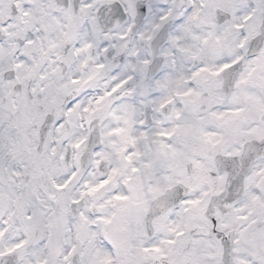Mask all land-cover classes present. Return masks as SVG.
<instances>
[{
	"label": "snow or ice",
	"instance_id": "obj_1",
	"mask_svg": "<svg viewBox=\"0 0 264 264\" xmlns=\"http://www.w3.org/2000/svg\"><path fill=\"white\" fill-rule=\"evenodd\" d=\"M0 264H264V0H0Z\"/></svg>",
	"mask_w": 264,
	"mask_h": 264
}]
</instances>
